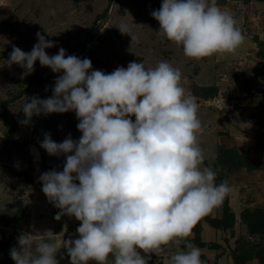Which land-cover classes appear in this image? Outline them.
Listing matches in <instances>:
<instances>
[{"label":"clouds","instance_id":"clouds-1","mask_svg":"<svg viewBox=\"0 0 264 264\" xmlns=\"http://www.w3.org/2000/svg\"><path fill=\"white\" fill-rule=\"evenodd\" d=\"M151 15L188 58L234 53L245 39L236 18L216 0H162ZM119 30L125 33L126 26ZM36 35L30 52L13 46L8 63L24 69L22 79L34 72L37 60L63 72L50 98L34 96L23 104L22 124L34 115L68 111L79 120L78 141L69 135L57 143L45 135L41 147L49 155L65 154L66 163L62 172L39 177L43 193L61 210L55 218L80 221L79 238L63 240L71 264H106L110 254L114 264H148L150 257L138 250L167 254L169 245L176 250L168 264H203L188 237L233 189L227 181L216 184L212 168H201L198 104L181 86L180 70L166 61L154 69L132 61L111 73L91 70L90 59L66 55L62 47L49 56L45 49L53 42ZM45 234L53 235L40 234L35 254L33 240L20 235L19 247L9 253L14 264H59V248Z\"/></svg>","mask_w":264,"mask_h":264},{"label":"rangeland","instance_id":"rangeland-1","mask_svg":"<svg viewBox=\"0 0 264 264\" xmlns=\"http://www.w3.org/2000/svg\"><path fill=\"white\" fill-rule=\"evenodd\" d=\"M161 4L162 0H0V264H14L9 253L19 247L20 235L33 240L35 254L40 234L50 230L53 235L49 238L45 234L46 242L67 255L60 264L69 262L63 240L79 238L80 221L69 215L55 218L61 210L43 193L37 176L41 171H63L66 155H49L41 143L46 134L57 143L69 135L78 141L82 133L77 129L75 112L34 115L29 123H21L25 119L23 104L34 96L50 98L63 72H53L37 60L34 72L22 79L24 69L8 63L13 46L30 52L38 42V32L54 44L45 49L49 56L62 47L66 55L90 59L91 70L111 73L117 67L127 68L132 61L143 62L147 69L162 61L178 68L181 86L198 104L202 128L197 136L205 156L201 168H212L217 174L215 183L227 181L233 189L220 206L200 220L216 235L200 237L193 228L188 240L202 248L201 260L208 264L219 251L211 250L210 244L224 240L229 230L225 231L223 219L228 218L231 224L240 222L239 226L247 228L248 248H253V254L264 253V0H216L221 11L236 18L245 39L234 53H216L199 60L186 57L182 46L162 35L159 22L151 15ZM53 9L55 15L50 14ZM121 26H126L125 33L119 30ZM205 91L207 95L202 96ZM221 149L247 155L254 164L228 165L220 157ZM8 160L19 165L13 168ZM247 211L261 213L250 227L241 217ZM44 213L52 222L50 229L38 228L39 214ZM14 216H20L16 229L11 228ZM58 223L62 230L54 231ZM175 250L169 245L167 254L138 251L141 257H150L152 264H168ZM106 264H114L112 254Z\"/></svg>","mask_w":264,"mask_h":264},{"label":"crops","instance_id":"crops-1","mask_svg":"<svg viewBox=\"0 0 264 264\" xmlns=\"http://www.w3.org/2000/svg\"><path fill=\"white\" fill-rule=\"evenodd\" d=\"M60 130H62V129H60ZM28 154H27V157L30 158L31 157L30 152ZM43 157H44V159L46 158L44 155H43ZM38 160H41V156H40V159H38ZM7 162H8V164L10 166H13V168H16L17 165H19L16 162H13V161H11V163H10L9 160H8ZM37 168H39V167L37 166ZM45 172L46 171L38 172L37 176H41ZM232 212H233V210H232ZM34 213L35 214L37 213V216H38V212L37 211L34 212ZM46 214H48V213L39 214V215H42L43 218H44L43 219L42 216H39L41 218L40 219L41 223H39V227H38L39 229H41V228L50 229L53 226L52 222L50 220H48ZM50 214H52V213H50ZM234 216H236V214H234ZM197 223L198 224L194 227V229L198 230L200 237L201 236L202 237H206V236L211 235V234H215L216 235L217 232L214 229H212V228L211 229L206 228L207 226L204 225V223H202V221H198ZM239 223L238 222H233V224L228 225V227L226 228L225 231L226 232L228 230L229 231L225 235L224 240L223 239L222 240H216V241L213 240V242L210 244V247H212L211 250H219V251H217V253H215V255H213V257L208 262V264H235L234 263V259H235L234 255H235V253L239 254V251H240V249H242V247H244L246 249L248 248V246L250 244H248V241H247V238H246V234L248 233L247 232V228L239 226ZM59 224L60 223H58L57 226L54 227V231H61L62 230V225H59ZM222 237H220V238H222ZM191 243H193V242H191ZM200 249H202V248H200ZM65 256H67V255H64V254H61V253L57 252L55 258L59 261V264H60L61 262H63L65 260ZM67 260H69V262H68V264H69L71 262V259H69V257H68ZM90 262H95V261H91L90 260ZM243 263L244 264H264V258L261 261L257 257L250 256L249 258H246V260Z\"/></svg>","mask_w":264,"mask_h":264},{"label":"trees","instance_id":"trees-1","mask_svg":"<svg viewBox=\"0 0 264 264\" xmlns=\"http://www.w3.org/2000/svg\"><path fill=\"white\" fill-rule=\"evenodd\" d=\"M97 64H98V62H97ZM19 95H20V93L17 94L16 96H19ZM206 95H207L206 91L202 93V96H206ZM220 154H221L220 157H222V160H224L226 163H228V165L250 167V166H253V164H254L252 159H250L247 155L238 154L233 149H231V150H229V149L222 150L221 149ZM16 204H17L18 210L21 211L22 204L20 205V201H18ZM226 210H227V208H226ZM247 212H248L247 214H243L241 217L246 222V225L248 227H250L253 224V222L257 219L256 217L257 216L259 217L261 215V213H258L257 211L255 213L254 212L252 213V212H249V211H247ZM231 216L232 215H230V217ZM19 220H20V216H14L12 218V223H11V228L12 229L18 228ZM223 220H226V222L224 224L225 225L224 227H226V226L228 227V225L231 224V221L229 222L228 218L227 219H223ZM215 224H217V223H215ZM249 230L251 232H255L254 228H252V229L249 228ZM253 253H255L253 248H251V249L247 248L246 249V248L242 247V249H240V251H239V254L235 253V255H234L236 263L237 264H243V262H244L243 260L247 257V255H248V257L253 256V257H257L261 261L263 260L264 253H258V254H253ZM148 264H152V263L150 261H148Z\"/></svg>","mask_w":264,"mask_h":264}]
</instances>
